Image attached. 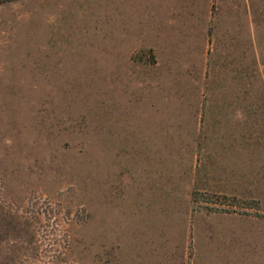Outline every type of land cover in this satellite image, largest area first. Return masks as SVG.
Returning a JSON list of instances; mask_svg holds the SVG:
<instances>
[{
  "label": "rangeland",
  "instance_id": "rangeland-1",
  "mask_svg": "<svg viewBox=\"0 0 264 264\" xmlns=\"http://www.w3.org/2000/svg\"><path fill=\"white\" fill-rule=\"evenodd\" d=\"M0 264H264V0H0Z\"/></svg>",
  "mask_w": 264,
  "mask_h": 264
}]
</instances>
